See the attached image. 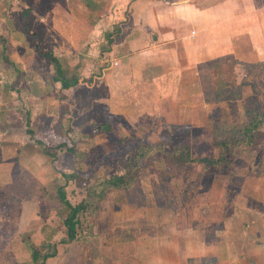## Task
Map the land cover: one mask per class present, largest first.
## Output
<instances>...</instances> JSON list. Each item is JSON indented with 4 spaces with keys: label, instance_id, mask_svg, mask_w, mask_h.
Masks as SVG:
<instances>
[{
    "label": "rangeland",
    "instance_id": "374dc122",
    "mask_svg": "<svg viewBox=\"0 0 264 264\" xmlns=\"http://www.w3.org/2000/svg\"><path fill=\"white\" fill-rule=\"evenodd\" d=\"M242 9L235 5L232 12ZM125 20L111 22L109 30L115 33L120 27L125 33L132 22ZM194 20L183 21V31L195 29ZM30 22L17 24L34 32L27 51L12 45L0 24V197L9 196L0 198V251L8 254L3 262L17 264L24 257L27 262L37 246L46 257L44 263L56 257L55 264H91L90 255L103 238L109 247L102 251L101 259L93 257V264H120L121 257L122 264H144L150 245L157 240L165 243L166 238L179 245L189 244V250H184L188 253L185 264H215L213 250L217 245L215 251L224 264H231L233 255L235 259L238 254L242 258L247 254L255 259L264 256V242L257 240L256 233L261 224H253L254 231L249 230L250 221L264 214V139L254 148L236 149L230 166L210 173L199 163H188L179 172L165 154L184 147L192 158L214 157L218 152L213 145L217 130L214 118L232 129L246 123L248 108L264 107V16L239 15L211 27L214 33L203 32L199 46L206 42L213 53L220 51L208 61L210 53L200 55L195 64L181 46L183 59L179 62L173 54L170 60L172 67L184 70L180 88L173 87L182 94L165 104L154 102L161 97L143 87L138 75L121 69L119 62H124L126 49L117 45L124 40L122 33H115L113 43L104 32L86 44L81 24L74 28L80 35L77 46L60 50L55 48L60 41L44 38L46 32L39 31L40 23ZM105 26L108 24L103 30ZM49 53L66 75L79 77L75 89L64 93L55 82L56 66L46 56ZM109 74L116 82L107 90L104 86ZM126 78L130 82L127 93L117 82ZM108 117L111 131L94 136L93 126ZM147 143L162 144L164 149H153L150 163L134 174L131 187L109 191L92 217L80 215L76 219L73 231H68L64 223L67 212L62 209L60 213L57 199L47 207L36 204L42 229L21 235L23 245L13 241L18 228L12 236V228L4 231L10 220L4 208L14 199L33 195L36 184L29 185L30 176L41 179L53 194L66 184L64 174L85 177L90 186L97 178L124 174L123 164L140 144ZM61 144L75 152L59 149ZM81 186L83 181L76 180L67 186L74 205L84 198ZM74 188L80 193H72ZM162 220L170 222L168 236L159 227ZM251 241L256 243L255 252Z\"/></svg>",
    "mask_w": 264,
    "mask_h": 264
},
{
    "label": "crops",
    "instance_id": "0c3cea01",
    "mask_svg": "<svg viewBox=\"0 0 264 264\" xmlns=\"http://www.w3.org/2000/svg\"><path fill=\"white\" fill-rule=\"evenodd\" d=\"M235 5L240 8L243 7L242 10L244 11L233 14L232 9H234ZM109 7L110 12L108 11ZM98 8L101 9L98 10ZM121 10L126 14H121ZM247 13H256L264 16V0H0V24L5 26V36L13 40L12 45H18L17 47L20 51L23 49L27 51L30 48L29 39H31V35L34 32L33 30L30 31L27 28L19 27L17 25L19 22L27 25L31 23L30 21L40 23L42 29L39 31L46 32L43 37L60 41L55 45V48H60L61 50L63 47L77 46L80 35L75 33L76 29L74 28L78 25L80 27L81 24L82 27L85 26L84 42L87 44L89 40L92 42L101 33L109 32L111 22L116 23L117 21V23H120L125 20V16H129L130 20L127 18L125 21L132 20L130 22L131 25L124 30L125 33H122L123 30H121L122 34L120 37H124V40L117 45V47L122 45L126 49L122 53L126 54L124 55L125 60L124 62H119V64L123 71L125 69V71H132L131 73L138 75L142 86H147L149 90L151 89L154 97L155 95L161 97L154 101L158 104L159 101L163 104L165 102L169 103L171 98L174 99L182 94L179 89L176 91V88L173 87L180 88V80L184 75V70L179 66H171V56L172 58L173 54L178 56V61L180 62L183 59V48L181 49V46H184V50H186L184 53H190L189 58L195 64L198 63L200 55L204 57L206 54L209 56L210 53L211 57H207V60L204 59L205 61L215 58V56L217 57L220 51L213 53L212 48L210 49V45L206 42L199 46L201 34L205 33V31L210 33L213 31L214 33V30L210 31L209 29L211 27L216 28L217 23L221 24L232 17L235 18ZM191 17L196 19L194 20L197 23L194 27L195 29L190 31V29L185 28L183 31L182 22L186 21L187 23ZM214 17L217 19L213 20ZM114 19L115 21H112ZM106 24H108V27L105 26L107 29L103 30L102 27ZM177 27H181V29ZM64 29L68 30V32ZM185 40L188 41V44ZM195 43L198 44L195 45ZM192 48L193 50H191ZM117 51H119V48H117ZM174 64L178 63L174 62ZM173 72L174 75L172 76ZM121 80L117 81L119 87L122 92L127 93L129 87L127 85L130 82L127 78ZM169 80L175 83H171ZM114 82L116 81L112 78V74H109L107 84L104 87L108 90L114 86ZM39 181L43 183L41 179ZM259 214L260 216L257 215L256 219L250 221L252 226H249V230L254 231L253 224H261L260 230H256L257 240L264 242V214ZM235 215L242 216L239 213H235ZM240 216L239 219H241ZM41 221L36 203L25 201L21 209V218L18 225L19 233L13 241L17 245H23L24 242L21 235L33 230H40L41 232ZM158 224L160 229L165 230L168 236L167 228L171 229L170 222L162 220ZM59 227L57 228L59 229ZM229 239L232 241L236 240L231 237ZM47 242L52 241L47 240ZM245 242L248 244L247 241ZM108 244L109 242L104 238L99 241V244L94 248V253L92 252L90 255L91 264H93V257L97 256L96 258L99 257L101 259L104 256L102 251L109 247ZM184 246L169 238H166L165 243L157 240L155 245H150L148 250L150 255L148 259L144 258V264H185V260L188 258L186 256L188 255L189 244L187 243ZM250 246L252 251L255 252L256 243L251 241ZM217 247L218 245L213 250L215 264H224L225 260L219 259V253L215 251ZM59 250L60 246L57 248V255L60 254ZM184 250L187 251L185 252ZM99 251L101 252L99 253ZM207 255L210 256L209 252ZM247 255L242 258L238 254L237 259H235L236 255H233L230 257V260H232L231 264H246V262L249 263L250 261L253 264H264V256L259 258L257 255V259H255L253 256L250 258ZM184 257H186L185 260ZM55 258H49L44 264H55ZM25 261L26 257L22 258V262L17 264H33L31 257L29 261ZM122 261L121 257L120 264H122ZM127 264H130V262L128 261Z\"/></svg>",
    "mask_w": 264,
    "mask_h": 264
},
{
    "label": "trees",
    "instance_id": "16d2710c",
    "mask_svg": "<svg viewBox=\"0 0 264 264\" xmlns=\"http://www.w3.org/2000/svg\"><path fill=\"white\" fill-rule=\"evenodd\" d=\"M100 9L101 8H98V10ZM117 29V34H120L121 28ZM115 33L113 31L107 32L106 36L109 43L114 42V38L117 36ZM46 56L50 58L56 66V76L54 80L55 82L61 84L63 92L67 93L66 91L75 89V87H77L79 84V77L77 75H66L65 70L61 67V63L56 59V57L52 56V53L46 54ZM65 95L64 97H66ZM246 115L248 117L246 123L239 126L233 125L232 129L230 128V125L221 122L218 118L215 121L214 118V123L217 127V130L214 132L213 140L214 147L218 149L216 156L199 159L192 158L186 148L180 147L173 150L172 152L165 153L167 156L166 160L170 161V163L176 167L179 172L182 171L188 163L204 164L205 169L209 173L214 170L224 169L225 167L230 166L233 162L234 151L236 149L242 147L254 148L259 140L264 139V107H250L247 109ZM93 128L94 136L95 134L100 135L110 132L112 129L111 117H108L105 119V121L94 125ZM155 148L159 150L164 149L162 144H140V146L136 148L133 157L127 163L123 164L125 169L124 174L115 175L110 178H97L90 186L85 184V177L73 174H64L66 184L59 187L55 194L49 192L43 183L30 176L29 185L36 184L32 189L33 195H25L23 198L14 199L10 201L6 208H4V212L10 219L6 222L4 231L6 232L12 228L11 230L13 231H11L10 235L12 236L14 234V231L19 225L18 215L22 209V202L25 200L32 201L40 206L43 205L44 207H47L53 199L58 200L60 205V213L62 209L67 212L66 216L64 217V223L66 224L68 231H73L78 221L76 219H78L80 215H86L89 216V218L92 217L100 209V202L109 191H124L131 187L135 180L134 174L141 170L146 165V163H150V153ZM59 149H65L70 153L75 152V149L73 147H69L67 144H61ZM45 152L50 155L48 150ZM75 180L79 182L83 181V186L79 188H82L83 191H81V193L83 192V194L80 195H83L84 198L74 205L68 198L67 186ZM76 189L77 188H74L72 193H80ZM0 198L2 200H6L9 198V196L2 195ZM15 200L17 201L15 202ZM262 208L264 210V206H262ZM53 253H56L54 247ZM5 255L8 254L0 251V264H5L3 262ZM45 259L46 257L41 254L39 247L33 246L32 261L35 264H44Z\"/></svg>",
    "mask_w": 264,
    "mask_h": 264
}]
</instances>
